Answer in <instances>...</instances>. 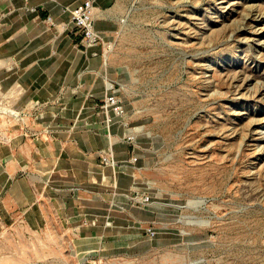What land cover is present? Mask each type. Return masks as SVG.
I'll list each match as a JSON object with an SVG mask.
<instances>
[{
	"label": "rangeland",
	"instance_id": "1",
	"mask_svg": "<svg viewBox=\"0 0 264 264\" xmlns=\"http://www.w3.org/2000/svg\"><path fill=\"white\" fill-rule=\"evenodd\" d=\"M16 1L0 0V264H264V0H111L94 49L77 0H49L44 38ZM13 153L33 155L17 175Z\"/></svg>",
	"mask_w": 264,
	"mask_h": 264
},
{
	"label": "crops",
	"instance_id": "2",
	"mask_svg": "<svg viewBox=\"0 0 264 264\" xmlns=\"http://www.w3.org/2000/svg\"><path fill=\"white\" fill-rule=\"evenodd\" d=\"M82 1L83 0H77V2L75 3V5L73 7L77 6ZM110 1L111 0H94V5H95V8H96V10H95V18L97 17V19L98 18L99 19H105V18H107L109 16L106 12L101 11L99 7H102V6L107 5L108 3H110ZM16 2H18L19 5H20V7L22 9H24L23 6H22V4L24 2L22 0H17ZM40 5L43 6L44 9H45V10L41 11V13H39V7H40ZM29 6L35 8L36 11L35 12H32L33 13V15H32L31 12H29L28 10H26L27 15H29V18H31V19L33 18L35 20H40V22L42 23L43 29L45 31V33L40 34V38H44V36L46 35V32H47V29L48 28L46 27V25H44V22L43 21L48 16L49 17H52L53 15H58L56 12H54V10L52 8H54L55 11H56L57 8H61V7L58 4L51 3L49 0H30ZM61 12H60V14H61ZM100 12L102 13V15H99L98 14ZM70 21H71V16H70ZM96 24H97V22H96ZM77 35H79L78 37H80L82 39V37H81V35L79 33H77ZM88 49H94V48H88ZM54 141H57V140H53L52 141L53 143L50 146L51 149H54L53 148L54 145H55ZM69 143H72V144L69 145ZM74 144L77 145V148H76V146H74ZM79 146H80V143L78 144V142L75 139H73L72 142L68 140L67 143H65V145H63V148H61V151L60 152L63 153L68 159H71L73 161V159L80 158V157H78L79 155L84 156L85 151L84 152L81 151V148ZM22 147L23 146H21L20 148H22ZM76 149H78V150H76ZM16 150H17V148L14 149V152H16ZM39 152L40 151L37 150L36 153H39ZM52 153L54 154V150H52ZM13 154H14V157H16V158H18L19 156L21 157V158L19 157L20 158L19 163H16V162L14 163V167H15V170H16V172H14V174L17 175V173H18L17 171L18 170L24 171V169L26 167H29L30 166V163L33 160L32 159L33 158V155L32 154L31 155H22V153H21L20 155H16L15 156V153H13ZM19 183H21L22 190H19V188H17V190L14 191L15 194L13 192V195H14V198L16 200L22 201L21 199H23L25 197H28L32 191L30 190L29 186L25 182L21 181Z\"/></svg>",
	"mask_w": 264,
	"mask_h": 264
},
{
	"label": "built area",
	"instance_id": "3",
	"mask_svg": "<svg viewBox=\"0 0 264 264\" xmlns=\"http://www.w3.org/2000/svg\"><path fill=\"white\" fill-rule=\"evenodd\" d=\"M22 1L27 3L30 0ZM33 11H36V9H33ZM70 16L74 29L81 35L86 46L88 48H96L101 38L94 19V0H83L71 9ZM106 87L108 91L106 103L110 108L121 112L122 104L115 89V84L107 83Z\"/></svg>",
	"mask_w": 264,
	"mask_h": 264
}]
</instances>
